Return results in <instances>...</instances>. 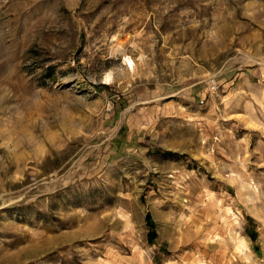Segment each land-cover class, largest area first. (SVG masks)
<instances>
[{"label":"rangeland","instance_id":"1","mask_svg":"<svg viewBox=\"0 0 264 264\" xmlns=\"http://www.w3.org/2000/svg\"><path fill=\"white\" fill-rule=\"evenodd\" d=\"M0 264H264V0H0Z\"/></svg>","mask_w":264,"mask_h":264},{"label":"bare ground","instance_id":"2","mask_svg":"<svg viewBox=\"0 0 264 264\" xmlns=\"http://www.w3.org/2000/svg\"><path fill=\"white\" fill-rule=\"evenodd\" d=\"M131 41V36L130 35H127V40L124 42V41H121V44L124 45L126 42H130ZM126 60L128 61V64L130 67L134 68L135 66V61L134 59L132 60V57L130 56H126Z\"/></svg>","mask_w":264,"mask_h":264}]
</instances>
